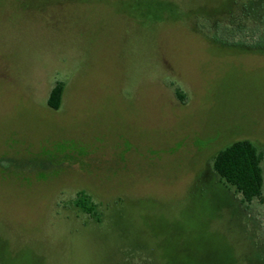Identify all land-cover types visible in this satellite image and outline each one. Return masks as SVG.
I'll return each mask as SVG.
<instances>
[{
  "label": "rangeland",
  "instance_id": "rangeland-1",
  "mask_svg": "<svg viewBox=\"0 0 264 264\" xmlns=\"http://www.w3.org/2000/svg\"><path fill=\"white\" fill-rule=\"evenodd\" d=\"M0 264H264V0H0Z\"/></svg>",
  "mask_w": 264,
  "mask_h": 264
},
{
  "label": "trees",
  "instance_id": "trees-1",
  "mask_svg": "<svg viewBox=\"0 0 264 264\" xmlns=\"http://www.w3.org/2000/svg\"><path fill=\"white\" fill-rule=\"evenodd\" d=\"M62 96V83L56 82L50 89L46 104L57 109ZM262 153L248 139L230 142L212 157V169L219 179L231 186L240 196V201L249 203L254 198L261 199L263 173Z\"/></svg>",
  "mask_w": 264,
  "mask_h": 264
}]
</instances>
